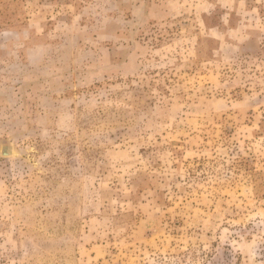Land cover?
<instances>
[{
	"label": "rangeland",
	"instance_id": "rangeland-1",
	"mask_svg": "<svg viewBox=\"0 0 264 264\" xmlns=\"http://www.w3.org/2000/svg\"><path fill=\"white\" fill-rule=\"evenodd\" d=\"M0 264H264V0H0Z\"/></svg>",
	"mask_w": 264,
	"mask_h": 264
},
{
	"label": "bare ground",
	"instance_id": "bare-ground-1",
	"mask_svg": "<svg viewBox=\"0 0 264 264\" xmlns=\"http://www.w3.org/2000/svg\"><path fill=\"white\" fill-rule=\"evenodd\" d=\"M10 151V149H8V148H4V150H3V153L5 154H9V153H11V152H9Z\"/></svg>",
	"mask_w": 264,
	"mask_h": 264
}]
</instances>
